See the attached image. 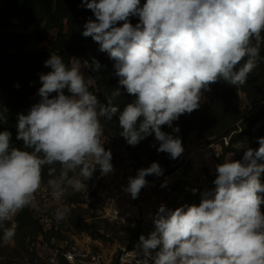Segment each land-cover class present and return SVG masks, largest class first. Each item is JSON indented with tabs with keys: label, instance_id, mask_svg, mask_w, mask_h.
<instances>
[{
	"label": "clouds",
	"instance_id": "9594fccd",
	"mask_svg": "<svg viewBox=\"0 0 264 264\" xmlns=\"http://www.w3.org/2000/svg\"><path fill=\"white\" fill-rule=\"evenodd\" d=\"M81 5L94 17L81 35L114 61L118 85L134 100L121 110L114 104L118 87L107 105L101 104L81 71L90 67L88 61L71 58L66 64L50 55L44 63L50 71L39 76L38 102L27 114H17L16 140L24 150L11 146L9 131H0L3 244L14 242L16 225L8 222L33 205L45 168L57 201L69 187L86 192L97 169L104 176L114 172L112 153L101 140L102 120L118 116L119 135L128 145L154 136L150 146L176 160L184 152L182 140L162 128L178 134L174 122L200 108L211 84L243 86L264 62V0H145L143 5L141 0H81ZM131 18L138 22L133 25ZM100 68L93 59L91 70ZM257 142L259 148H248L241 160L216 165L214 188L201 193L198 206L158 207L151 217L154 230L139 237L137 264H149L148 258L152 264H264V163H258L264 161V138ZM162 175L153 162L129 177L123 191L137 199L147 176ZM166 186L167 181L161 184ZM70 212L62 205L54 217L59 222Z\"/></svg>",
	"mask_w": 264,
	"mask_h": 264
},
{
	"label": "trees",
	"instance_id": "16d2710c",
	"mask_svg": "<svg viewBox=\"0 0 264 264\" xmlns=\"http://www.w3.org/2000/svg\"><path fill=\"white\" fill-rule=\"evenodd\" d=\"M144 2L145 0H141V5ZM89 19H94L93 14L81 5V0H0V121H6L0 122V131L7 130L11 133L12 147L24 150L23 142L16 140L17 114H27L29 108L38 102L36 94L42 86L39 76L50 71L44 63L51 54L59 55L66 64L74 57L88 61L89 76L95 82V87L88 85L89 90L97 95L101 104L107 105V97L111 98L112 92L118 87L121 95L114 99V104L119 105L121 110L134 100L133 96L118 85L114 61L109 59L107 53L100 52L99 45L90 37L84 38L81 35L83 25ZM137 22V18H131L133 25ZM53 32L56 33V39L50 51H25L28 46L45 43ZM93 59L101 65L95 72L91 70ZM209 88V91L203 93L208 103L191 114L182 115L174 122L173 126L178 125L180 128L178 134L172 133V129L167 126L162 131L178 135L185 150L189 135L195 128L199 139H208L211 143L219 141L222 144L217 164L224 163L229 154L234 155V161H239L245 150L258 149V139L264 138V83L251 73L243 86L233 87L220 80ZM239 93L246 96L251 112L248 116L239 110ZM101 123L104 125L103 136L119 142L136 165L145 159V166L155 162L164 167L175 164L181 158L172 160L167 153H158L156 148L150 146L156 143L154 136L147 137L135 147L128 145L119 135L121 129L118 116H114L111 121L102 120ZM258 124L260 127L254 135L252 131ZM246 138L248 146L245 149L238 148L237 145L245 142ZM42 177L43 184H46L50 178L47 168L43 170ZM215 178L216 171L205 174L209 191L214 188ZM260 181L264 184V173H261ZM196 190L193 194L180 188L172 201L181 198L179 207L198 206L203 189ZM24 211L28 212L27 207ZM139 235L137 227L131 230L129 236L131 241H138Z\"/></svg>",
	"mask_w": 264,
	"mask_h": 264
},
{
	"label": "rangeland",
	"instance_id": "374dc122",
	"mask_svg": "<svg viewBox=\"0 0 264 264\" xmlns=\"http://www.w3.org/2000/svg\"><path fill=\"white\" fill-rule=\"evenodd\" d=\"M56 39V33L49 35L48 40L37 46H28L25 51L31 53L40 49L50 51ZM261 56H264V46L261 48ZM82 63L83 60L79 59ZM86 79L89 76V67L81 69ZM262 83H264V62L252 72ZM88 85L95 87V82L90 78ZM264 94V89L262 90ZM208 103L203 94L201 105ZM264 105V103L262 104ZM239 110L245 116L250 115V107L243 93H239ZM260 124L253 129L256 135ZM197 131L194 128L189 135L188 144L178 162L161 166L163 175L160 177L147 176V190L142 191L137 199L124 206V211L128 214L129 225L119 227L107 223L98 218L90 207L84 204L82 192H74L70 187L67 194L59 201L54 200L51 196V190L46 184H42L41 189L35 194L33 205L27 207V211H21L8 222L11 226L14 222L16 225V235L14 242L3 244L0 242V264H45L37 256L36 246L38 240L44 235L41 227V220L50 219L53 226L54 235L59 239H77L90 247L91 252L99 256L100 264H137L138 259H142L139 250V240L131 241L130 232L139 227L140 235L146 238L154 230L151 217L155 215L158 207L163 204L170 210H175L180 206V199L173 202L172 197L182 188L185 191L192 192V189L202 188L203 191H209L206 186V173H212L216 169L217 159L221 154L222 144L219 141L210 142L208 139H199ZM102 143H105L106 150L112 153L114 167V181H124L128 177H135L137 171L145 166V159L141 164H134L129 158L126 151L114 139L102 136ZM212 146V148H208ZM248 146V140L237 145L240 149ZM210 152H214L210 156ZM217 153V156H215ZM219 155V156H218ZM234 161V155L226 156ZM102 175L99 169L89 180L88 187L99 183V176ZM167 181V186L161 188V184ZM68 205L71 209L66 219L57 222L54 213L58 207ZM264 205L261 206V211ZM134 225V227H133ZM2 235V233H0ZM88 241V242H87ZM155 255V252L152 253ZM149 264H152L151 258Z\"/></svg>",
	"mask_w": 264,
	"mask_h": 264
},
{
	"label": "built area",
	"instance_id": "2783aa9c",
	"mask_svg": "<svg viewBox=\"0 0 264 264\" xmlns=\"http://www.w3.org/2000/svg\"><path fill=\"white\" fill-rule=\"evenodd\" d=\"M224 142L227 145V139ZM208 148H212V146H208ZM213 153L210 152V156H213ZM128 178L124 181H114L112 173L107 176L100 175L99 183L88 187L86 192H82L84 204L90 207L99 219L119 227H127L129 219L128 214L124 211V206L133 200L130 194L123 191L127 187ZM148 188L144 187L139 194ZM41 227L44 235L38 240L36 253L43 263L72 264L66 255L70 253L75 257L76 264H100L99 256L94 255L88 245L80 243L77 239L57 238L54 235L50 219H42Z\"/></svg>",
	"mask_w": 264,
	"mask_h": 264
},
{
	"label": "crops",
	"instance_id": "0c3cea01",
	"mask_svg": "<svg viewBox=\"0 0 264 264\" xmlns=\"http://www.w3.org/2000/svg\"><path fill=\"white\" fill-rule=\"evenodd\" d=\"M74 58H77V57H74ZM77 59H81V58H77ZM81 60H83V59H81ZM84 61V60H83Z\"/></svg>",
	"mask_w": 264,
	"mask_h": 264
}]
</instances>
